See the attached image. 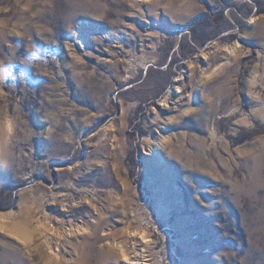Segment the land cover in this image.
<instances>
[{"label": "rangeland", "instance_id": "obj_1", "mask_svg": "<svg viewBox=\"0 0 264 264\" xmlns=\"http://www.w3.org/2000/svg\"><path fill=\"white\" fill-rule=\"evenodd\" d=\"M0 264H264V0H0Z\"/></svg>", "mask_w": 264, "mask_h": 264}, {"label": "bare ground", "instance_id": "obj_2", "mask_svg": "<svg viewBox=\"0 0 264 264\" xmlns=\"http://www.w3.org/2000/svg\"><path fill=\"white\" fill-rule=\"evenodd\" d=\"M33 217L34 216L32 214V211L30 210L29 212H27V215L23 216V220L19 219L16 222H13V224L8 229V231L11 234L15 235L16 237H19V238L25 240V242H30L31 238H32V236L36 230V226L33 225V222H34ZM41 226L45 227L46 224H43ZM134 237H135V234H134Z\"/></svg>", "mask_w": 264, "mask_h": 264}]
</instances>
